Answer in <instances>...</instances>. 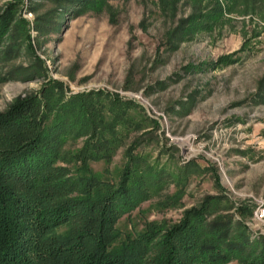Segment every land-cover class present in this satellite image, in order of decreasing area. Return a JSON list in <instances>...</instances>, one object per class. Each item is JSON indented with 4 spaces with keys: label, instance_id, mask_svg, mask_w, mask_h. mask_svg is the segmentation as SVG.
Returning a JSON list of instances; mask_svg holds the SVG:
<instances>
[{
    "label": "rangeland",
    "instance_id": "374dc122",
    "mask_svg": "<svg viewBox=\"0 0 264 264\" xmlns=\"http://www.w3.org/2000/svg\"><path fill=\"white\" fill-rule=\"evenodd\" d=\"M8 12L0 112L59 82L64 99L90 95L123 119L96 171L115 177L128 158L154 168L121 232L174 224L215 196L208 220L232 214L264 241V0H0ZM74 135L62 149L83 144Z\"/></svg>",
    "mask_w": 264,
    "mask_h": 264
},
{
    "label": "trees",
    "instance_id": "16d2710c",
    "mask_svg": "<svg viewBox=\"0 0 264 264\" xmlns=\"http://www.w3.org/2000/svg\"><path fill=\"white\" fill-rule=\"evenodd\" d=\"M13 19L0 14V39ZM56 84L0 112V264H264V241L251 239L241 220L228 213L208 220L215 196L174 224L152 220L121 232L118 219L156 172L132 158L115 177L96 171L92 162L112 159L123 119L95 108L90 95L64 99ZM68 133L85 136L83 144L62 149Z\"/></svg>",
    "mask_w": 264,
    "mask_h": 264
},
{
    "label": "built area",
    "instance_id": "2783aa9c",
    "mask_svg": "<svg viewBox=\"0 0 264 264\" xmlns=\"http://www.w3.org/2000/svg\"><path fill=\"white\" fill-rule=\"evenodd\" d=\"M255 216L258 218H264V206H259L255 211Z\"/></svg>",
    "mask_w": 264,
    "mask_h": 264
}]
</instances>
